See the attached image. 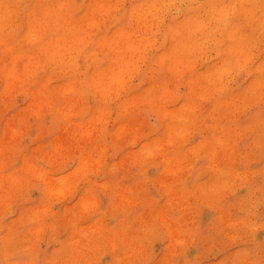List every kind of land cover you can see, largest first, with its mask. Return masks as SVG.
<instances>
[{"label": "clouds", "instance_id": "obj_1", "mask_svg": "<svg viewBox=\"0 0 264 264\" xmlns=\"http://www.w3.org/2000/svg\"><path fill=\"white\" fill-rule=\"evenodd\" d=\"M0 264H264V0H0Z\"/></svg>", "mask_w": 264, "mask_h": 264}]
</instances>
